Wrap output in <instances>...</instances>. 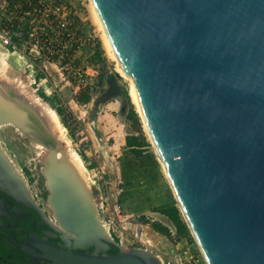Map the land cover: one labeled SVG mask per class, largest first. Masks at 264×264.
<instances>
[{"label":"water","instance_id":"95a60500","mask_svg":"<svg viewBox=\"0 0 264 264\" xmlns=\"http://www.w3.org/2000/svg\"><path fill=\"white\" fill-rule=\"evenodd\" d=\"M92 1L207 264H264V0ZM117 76L94 99L99 111L128 100ZM85 210L73 231L94 252L0 234L33 264H160L142 249L108 253Z\"/></svg>","mask_w":264,"mask_h":264},{"label":"rangeland","instance_id":"374dc122","mask_svg":"<svg viewBox=\"0 0 264 264\" xmlns=\"http://www.w3.org/2000/svg\"><path fill=\"white\" fill-rule=\"evenodd\" d=\"M68 2L76 14L85 19V26L92 35L87 46L76 54L75 61L79 65L88 64L99 70V89L96 92L78 94L75 92L73 79L68 78V74L56 66L47 64L46 72L37 73L31 71L26 61L18 55L0 49V147L6 152L11 168L26 190L52 218H55V214L51 177L61 170L70 175V169L75 177H72L73 183L76 182L81 187V197L88 206L93 226L100 233L95 235L105 246H108L109 239L124 249L147 250L149 254L156 255L162 264H207L195 238L190 241L181 237L172 221L158 211L160 207L174 202L179 208L180 206L141 116L149 144L138 149L141 151L138 156L127 145L126 135L138 134L127 120L131 105L137 111L131 95L129 94L127 102L121 95L112 98V101L119 100L120 103L115 110L107 108L106 103L99 105L102 110L96 108L94 99L105 91V79L120 73L116 61L105 49L103 31L95 17L91 1ZM117 78L119 84L130 92L131 81L122 75ZM83 94L88 100L80 98ZM8 99L15 104L26 105V110L36 115L35 122L40 123L42 128L37 137L31 135V127H28L34 124L32 114H27L29 120L23 114L26 110L15 112L13 108L8 114L4 113V104ZM36 101L38 104L34 105L33 102ZM41 103L51 106L60 116L66 128L68 143L58 133L55 132L54 136L44 127L47 121L43 119L45 114L41 110ZM112 116L116 118L111 124L116 126L114 136L104 138V134L98 132L100 119ZM102 125H105L104 121ZM19 127L25 132H21ZM91 131L98 136L96 139ZM105 139L108 149L99 148V145L105 144ZM70 148L79 155L87 168L90 186L84 185L74 169L66 165L65 160H61L65 157V151ZM150 152L155 154L156 162L147 158L142 166L137 164L138 157L147 156ZM155 222L168 226L171 236L155 230L152 226Z\"/></svg>","mask_w":264,"mask_h":264},{"label":"built area","instance_id":"2783aa9c","mask_svg":"<svg viewBox=\"0 0 264 264\" xmlns=\"http://www.w3.org/2000/svg\"><path fill=\"white\" fill-rule=\"evenodd\" d=\"M0 4V49L18 55L37 73L46 72L47 64L56 66L73 79L78 94L99 89V70L75 61L92 35L68 0H3Z\"/></svg>","mask_w":264,"mask_h":264},{"label":"flooded vegetation","instance_id":"af4514ba","mask_svg":"<svg viewBox=\"0 0 264 264\" xmlns=\"http://www.w3.org/2000/svg\"><path fill=\"white\" fill-rule=\"evenodd\" d=\"M51 179L54 190L52 204L55 218L48 215L36 198L26 190L22 181L16 177L15 172L11 168L6 152L0 147V229L12 234L20 242H27L33 235H37L42 241H49L57 246H64L78 252L82 250L94 252L95 246L81 243L80 237L67 234L64 229L58 226L62 223L67 227L61 219L62 214L66 215V217L69 216L67 217L68 219L73 216L75 217L74 220H77L76 224H73L72 230L71 227H67L71 231L80 224L78 220L86 222L85 205L81 201V187L76 182L73 183L74 178L67 175L63 170L56 176L54 175L53 178L51 177ZM3 187L14 195L9 194L6 190L4 191ZM63 201L72 207L73 210L64 209L65 204ZM56 215H58V219ZM68 238L70 240L69 245L66 244ZM107 243V252H109L110 244L108 241ZM8 247L15 251L19 249L5 235L0 234V264H11L10 261L15 255L18 256L16 264H25V256L23 254L20 255L18 252L15 254L7 253V258H5L4 253ZM28 257L30 260V256ZM30 261L33 264L32 259ZM38 264L52 263L40 261Z\"/></svg>","mask_w":264,"mask_h":264},{"label":"bare ground","instance_id":"6f19581e","mask_svg":"<svg viewBox=\"0 0 264 264\" xmlns=\"http://www.w3.org/2000/svg\"><path fill=\"white\" fill-rule=\"evenodd\" d=\"M91 1V5H92V8H93V12H94V14H95V17H96V19H97V21H98V23H99V25H100V27H101V30L103 31V37H104V46H105V49H106V51H107V53L109 54V56L112 58V59H114L115 61H116V66H117V70L119 71V73L122 75V76H124V77H126V78H128L130 81H131V84H130V95H131V97H132V100H133V102H134V104L136 105V107H137V111L140 113V115H142V111H141V108H140V105H139V101H138V98H137V95H136V91H135V84H136V82H135V79L133 78V77H131V76H129L126 72H125V70H124V66H123V62H122V60H121V58L119 57V55H118V53H117V51H116V49H115V46H114V44H113V42L111 41V38H110V36H109V34H108V32H107V30L105 29V26H104V24H103V21H102V19H101V16H100V14L98 13V11H97V9H96V7H95V5H94V2L92 1V0H90ZM19 61V60H18ZM3 93H5V92H3ZM6 95H7V93H6ZM8 98V97H7ZM34 103V105L35 104H38L37 103V101L36 102H33ZM40 103V102H39ZM42 104V103H41ZM41 104H40V106H41ZM43 106H41V110H43L44 111V113L43 114H45V116H44V118L43 119H45L47 122H46V124H44V127L46 128V129H48L49 131H50V133L51 134H53L54 136H56V134H55V132L56 133H58V136L60 137V138H64L65 140H64V142H66V143H68L69 141L66 139V137H65V131H66V128H65V126L63 125V123H62V121H61V119H60V116L55 112V110L51 107V106H47V105H44V104H42ZM26 105H23V104H21V103H19V104H15L14 102H12V101H10L9 99L7 100V102L4 104V113L6 114H8L11 110H13V108H14V110L13 111H19V112H23L24 110H26V107H25ZM38 107V106H37ZM17 108H18V110H17ZM35 111V110H34ZM42 111V112H43ZM36 113V112H35ZM23 114H24V116L26 117V118H28L29 120H30V117H27V114H32V116H33V119H32V123H34L33 125H28V127L30 126L31 127V129H30V133H31V135L32 136H36L37 137V133L39 132V130L40 129H42L41 127H40V123L39 124H37L36 122H35V117H36V115L34 114V113H30V110L28 111V110H26V113L25 112H23ZM38 117H39V115H38ZM37 117V118H38ZM25 118V119H26ZM23 120V119H22ZM27 122V124H28V121H26ZM45 123V122H44ZM143 123H144V125H145V128H146V130H147V132L149 133V130H148V128H147V124L143 121ZM22 124V123H21ZM24 126V125H23ZM20 128V127H19ZM28 129V128H27ZM19 130H21V132L23 131V129L22 128H20ZM29 130V129H28ZM23 132H25V131H23ZM149 136H150V133H149ZM59 138V139H60ZM61 139V140H62ZM44 140V139H43ZM56 140V139H55ZM69 145V144H68ZM49 148V147H48ZM64 152V151H63ZM66 153H65V157L63 158H61V160H65L66 161V165L68 164V165H70L73 169H74V171L76 172V174H77V176L78 177H80L79 179H81L82 180V182H84V185H87V186H90V181H89V179H88V175H87V168L83 165V162H82V160H81V158L79 157V155L73 150V149H67L66 151H65ZM60 156V155H59ZM159 160H160V162H161V164H162V167H163V169H164V171H165V173H166V175H167V178H168V180H169V182H170V184H171V187L173 188V186H172V183H171V179H170V177H169V175H168V172H167V169H166V167H165V165H164V162H163V160H162V158L161 157H159ZM68 171H70V175H71V177H74V174H73V172L69 169ZM72 173V174H71ZM75 178V177H74ZM173 190H174V188H173ZM64 196V195H63ZM64 197H66V196H64ZM56 217H57V219H58V215H56ZM59 224V223H58ZM61 229H64L65 230V232L67 233V234H71V235H73V236H77L76 234H75V232L74 231H71L70 229H68L67 227H65L62 223H60L59 225H58ZM123 247V246H122ZM134 249H138V248H134ZM125 251H129V250H131V249H124ZM144 251H146L147 252V250H144ZM148 253V252H147ZM149 254V253H148ZM156 256V255H155ZM156 259L158 260V262L160 263V264H162V262H160V260L158 259V257L156 256Z\"/></svg>","mask_w":264,"mask_h":264},{"label":"trees","instance_id":"16d2710c","mask_svg":"<svg viewBox=\"0 0 264 264\" xmlns=\"http://www.w3.org/2000/svg\"><path fill=\"white\" fill-rule=\"evenodd\" d=\"M100 46V43H99ZM103 79V77H102ZM126 93H127V97L128 99H130V95L129 92L126 88H124ZM83 100H88V98L83 95L82 97H80ZM127 120L131 123V126L133 127V129L135 130V132H137L138 134H129L126 137V142L127 145L129 146V148L135 150L133 151L134 153L136 152V156L140 155L141 151L138 150L141 147L144 146H148V140L146 138L145 132L143 130L142 127V122L140 120V115H138V112L136 111L135 107L133 105H131L130 109L128 110L127 113ZM147 158H150L151 160H154L155 162L157 161L155 154L150 152L147 156H142V157H138L137 159V164L139 165H143L145 163V161L147 160ZM152 161V162H154ZM158 211L160 213H162L163 215L167 216L173 223V225L176 228L177 233L181 236V237H186L188 238L190 241H194V236L189 228L188 223L186 222L185 218L182 215V212L180 210V208L176 205V202H174L171 205H167L164 207H160L158 209ZM153 228L157 231H159L160 233L167 235L168 237L171 236V231L169 229L168 226L163 225L162 223L159 222H155L152 224ZM110 247H109V252L110 254H117L120 251V247L117 246L116 244L110 242ZM19 253L20 255H24L26 260H25V264H31V259L29 260L28 256L25 253H22L19 249H17L16 251L13 250L12 248L8 247L7 250L4 253V257L7 258V253ZM18 256H13V259L10 261L11 264H16V258ZM17 261H19V259H17Z\"/></svg>","mask_w":264,"mask_h":264},{"label":"crops","instance_id":"0c3cea01","mask_svg":"<svg viewBox=\"0 0 264 264\" xmlns=\"http://www.w3.org/2000/svg\"><path fill=\"white\" fill-rule=\"evenodd\" d=\"M84 95V94H83ZM108 104V105H107ZM105 105H107V108H111V110H115L116 108H119V105H120V103H119V100H116V101H112V100H109V101H107L106 102V104ZM99 118V117H98ZM105 122V125H102V122ZM116 121V118H115V116H112V117H104V119L101 117V119H100V122H99V129L100 130H98V132H99V134H101V132H102V134H104V135H102V136H104V138H105V136H106V138H107V136H110V138L112 137V136H114V134H113V130H114V128L116 127L115 125L113 126V125H111V124H113V122H115ZM108 124L110 125V127L108 128L107 126H108ZM91 130H92V128H91ZM92 132V131H91ZM92 134H93V137H94V139H96L98 136H95L94 135V133L92 132ZM126 137H127V135H126ZM125 137V138H126ZM107 139H105L104 140V145H99V148H107L108 149V145H107V143L105 142ZM107 149H105V151L107 150ZM104 152V151H103Z\"/></svg>","mask_w":264,"mask_h":264}]
</instances>
